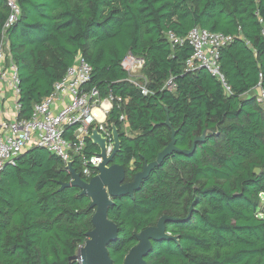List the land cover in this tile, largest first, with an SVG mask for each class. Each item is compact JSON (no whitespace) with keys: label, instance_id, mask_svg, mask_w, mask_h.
<instances>
[{"label":"trees","instance_id":"16d2710c","mask_svg":"<svg viewBox=\"0 0 264 264\" xmlns=\"http://www.w3.org/2000/svg\"><path fill=\"white\" fill-rule=\"evenodd\" d=\"M20 15L5 30L19 79V117L28 118L81 54L92 68L88 89L113 105L120 150L114 164L126 181L170 142L189 150L166 158L132 197L116 201L108 219L118 228L109 249L122 264L136 235L163 215L172 238L151 242L145 264H264V110L250 92L264 90V0H15ZM10 16L0 0V40ZM195 27L231 36L220 51L222 83L206 69L186 71L192 47L171 44ZM144 61L147 95L128 81L121 63ZM172 78L175 90L164 88ZM132 136L122 131L121 115ZM75 127H67L70 139ZM83 155L98 149L86 139ZM75 160L74 169L80 171ZM259 169V175L254 170ZM71 176L62 161L30 148L0 174V264H80L72 258L92 229L89 199L76 188L59 190Z\"/></svg>","mask_w":264,"mask_h":264},{"label":"built area","instance_id":"2783aa9c","mask_svg":"<svg viewBox=\"0 0 264 264\" xmlns=\"http://www.w3.org/2000/svg\"><path fill=\"white\" fill-rule=\"evenodd\" d=\"M7 7L10 16L0 40V174L6 167L14 165L17 158L28 149L36 147L58 157L68 174L67 163L72 162L74 167L75 160H78V173L87 182L98 173L97 168L103 159L99 152L90 157L83 155L85 140L96 126L98 133L106 140L105 155H111L113 141L107 117L113 105L117 103L119 107L122 101L112 96L101 100L96 89L87 88L92 68L78 54L61 79L52 85L50 94L33 105L28 118H20L18 72L4 35L5 30L17 21L20 9L15 0H7ZM261 36L264 39V30ZM166 37L172 45L187 42L192 47L193 53L185 62L186 71L204 68L230 92L220 72L219 57L220 51L232 42L231 36L195 27L184 39H177L170 33ZM121 66L128 75V81L142 95H147L149 92L146 85L131 80V76L142 72L144 61L128 53ZM164 88L175 90L172 78L166 81ZM250 96L264 110V90L257 87L250 92ZM10 101L14 104L13 111H3V104ZM119 122L125 123L123 114L119 117ZM70 126L75 128L70 139H66L65 130Z\"/></svg>","mask_w":264,"mask_h":264},{"label":"water","instance_id":"95a60500","mask_svg":"<svg viewBox=\"0 0 264 264\" xmlns=\"http://www.w3.org/2000/svg\"><path fill=\"white\" fill-rule=\"evenodd\" d=\"M170 128V142L160 151L156 159L150 163L144 162L141 171L135 173L130 182H126V171L121 165L114 164V158L120 150V134L115 124H111V135L113 141V150L110 156L105 155L106 140L98 133L95 126L88 139L99 152L103 159L98 166V173L89 181H84L80 174L72 166V162L67 163V170L71 176L70 183L61 184L60 191L64 188H76L80 191V196L89 199L90 209L94 210L91 217L92 229L86 234L87 240L78 248L77 254L72 258L80 264H113L109 256V248L116 242L118 229L117 226L108 219L109 208L114 204V200H121L126 197H132L143 183L148 179L150 174L164 160L175 152L185 155H191L195 149L196 143H203L210 131H203L201 135L194 138L189 150H179L175 146L174 130L167 117L165 123ZM260 170L255 169L254 174L259 175ZM190 213L185 220L176 219L163 215L159 218L155 226L142 230L137 236V244L132 247L124 257L122 264H145L144 258L151 251V242H164L172 238L166 233L165 225L167 223H178L188 221Z\"/></svg>","mask_w":264,"mask_h":264},{"label":"rangeland","instance_id":"374dc122","mask_svg":"<svg viewBox=\"0 0 264 264\" xmlns=\"http://www.w3.org/2000/svg\"><path fill=\"white\" fill-rule=\"evenodd\" d=\"M131 80L132 81H138V83H140L142 85H146V83L148 82V77L146 76V74L144 72H141V73H138L136 75L131 76ZM13 108H14L13 101L5 103L1 107V109L3 111H10V112L13 111ZM122 131H124L128 136H132L129 133L128 126L126 124L122 125ZM261 205H262L261 212H263V216H264V196H261Z\"/></svg>","mask_w":264,"mask_h":264},{"label":"flooded vegetation","instance_id":"af4514ba","mask_svg":"<svg viewBox=\"0 0 264 264\" xmlns=\"http://www.w3.org/2000/svg\"><path fill=\"white\" fill-rule=\"evenodd\" d=\"M84 181H85V180H84ZM126 182H130V181H126ZM121 200H122V199H121ZM116 201H120V200H114V203H115ZM113 205H114V204H113ZM92 212H93V213H92V215H93V214H94V210H93V209H92ZM91 217H92V216H91ZM155 225H156V224H155ZM155 225H154V226H155ZM117 229H118V228H117ZM145 229H146V228H145ZM143 230H144V229H143ZM136 236H137V235H136ZM86 240H87V238H86ZM136 242H137V240H136ZM111 247H112V246H111ZM111 247H110V248H111ZM110 248H109V249H110ZM108 251H109V250H108ZM109 256H110V255H109ZM146 257H147V256H146ZM144 259H145V258H144ZM111 260H112V259H111ZM123 260H124V259H123ZM122 263H123V262H122ZM113 264H114V262H113Z\"/></svg>","mask_w":264,"mask_h":264},{"label":"bare ground","instance_id":"6f19581e","mask_svg":"<svg viewBox=\"0 0 264 264\" xmlns=\"http://www.w3.org/2000/svg\"><path fill=\"white\" fill-rule=\"evenodd\" d=\"M106 106V104H104V107Z\"/></svg>","mask_w":264,"mask_h":264}]
</instances>
